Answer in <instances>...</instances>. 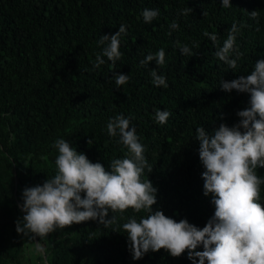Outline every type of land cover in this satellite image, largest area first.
<instances>
[{
  "label": "trees",
  "instance_id": "1",
  "mask_svg": "<svg viewBox=\"0 0 264 264\" xmlns=\"http://www.w3.org/2000/svg\"><path fill=\"white\" fill-rule=\"evenodd\" d=\"M230 3L223 8L222 0H0V264H192L187 250L173 257L163 248L133 260L122 224L147 213L132 208L110 212L117 224L109 228L89 220L36 237L46 249L42 256L34 251L36 241L16 231L24 215L18 205L25 187L55 175L53 144L59 138L106 170L124 158L127 149L106 128L109 118L123 114L153 166L141 176L157 189L153 210L203 228L215 206L203 192L195 130L211 133L221 123H238L236 113L248 106L250 94L226 92L220 82L251 74L264 59V0ZM189 7L192 12L182 14ZM145 8L159 10L151 24L141 15ZM253 10L258 21L250 18ZM174 21L178 29L170 28ZM233 23L242 53L236 69L215 56ZM121 24L127 28L120 37L121 58L112 65L102 57L105 63L95 68L107 44L100 37L115 34ZM205 31L217 34L215 45ZM177 40L194 55H182ZM161 48L163 66L157 68L155 60L140 64ZM153 68L168 87L153 85ZM114 72L130 80L117 87ZM155 109L171 113L167 123L155 121ZM255 171L264 180V167ZM257 202L264 207V183Z\"/></svg>",
  "mask_w": 264,
  "mask_h": 264
},
{
  "label": "clouds",
  "instance_id": "2",
  "mask_svg": "<svg viewBox=\"0 0 264 264\" xmlns=\"http://www.w3.org/2000/svg\"><path fill=\"white\" fill-rule=\"evenodd\" d=\"M231 6L230 0H222L223 8ZM191 12L190 7L182 10L184 15ZM141 15L146 24H151L159 10L145 8ZM249 15L258 21L256 10ZM178 27L175 21L170 25L171 29ZM238 32L239 28L233 23L222 47L215 52V56L231 69L237 68L242 55L236 47ZM122 34H127L123 24L115 34L100 37L99 43L107 44L102 56H96L95 68L105 63L102 57H107L112 65L121 58ZM204 36L214 45L217 43L216 33L205 31ZM174 46L182 55H194L178 40ZM233 53L235 58H232ZM153 60L157 68L163 66L165 50L149 53L140 64L148 65ZM157 68L150 73L153 85L168 87L166 77L158 74ZM113 75L117 87L130 80V76L123 73L114 72ZM220 86L229 93L233 89L248 93L250 99L247 107L237 111L239 121L233 126L221 123L211 133L204 127L195 130L199 158L205 169L201 174L203 192L205 196L211 194V203L215 206L214 215L203 228L190 224L187 219L177 222L162 210H153L157 189L151 180H141L144 170L147 168L151 173L153 166L148 164L145 146L139 142L135 127H130L131 118L118 114L109 118L106 128L110 137L119 136L117 143L127 149L125 157L112 160L110 170H106L100 162L93 163L86 154L78 153L68 140L57 139L53 144L58 150L57 171L42 185L23 189L22 204L18 206L24 215L16 221L17 233L36 241V237L45 238L58 229L89 220L109 228L117 224V216L108 218L110 212L123 213L132 208L136 213L142 210L147 213L139 222L129 217L122 224L133 260L141 259L150 250L156 252L163 248L173 257L187 250L192 264H205V261L207 264H264V207L257 202L264 180L255 171L264 167V59L256 62L251 74L231 81L222 80ZM170 115L167 110L155 109L154 119L163 125ZM201 245L203 250L196 251ZM34 251L42 256L46 253L39 242L35 243Z\"/></svg>",
  "mask_w": 264,
  "mask_h": 264
},
{
  "label": "water",
  "instance_id": "3",
  "mask_svg": "<svg viewBox=\"0 0 264 264\" xmlns=\"http://www.w3.org/2000/svg\"><path fill=\"white\" fill-rule=\"evenodd\" d=\"M36 242H38V239H36Z\"/></svg>",
  "mask_w": 264,
  "mask_h": 264
}]
</instances>
